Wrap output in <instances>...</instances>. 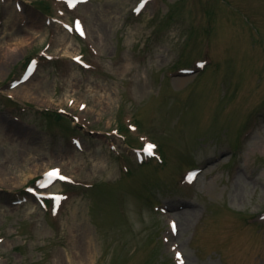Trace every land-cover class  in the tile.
<instances>
[{
	"label": "rangeland",
	"instance_id": "rangeland-1",
	"mask_svg": "<svg viewBox=\"0 0 264 264\" xmlns=\"http://www.w3.org/2000/svg\"><path fill=\"white\" fill-rule=\"evenodd\" d=\"M22 1L0 0V264H264V0ZM49 169L47 211L25 190Z\"/></svg>",
	"mask_w": 264,
	"mask_h": 264
},
{
	"label": "bare ground",
	"instance_id": "bare-ground-1",
	"mask_svg": "<svg viewBox=\"0 0 264 264\" xmlns=\"http://www.w3.org/2000/svg\"><path fill=\"white\" fill-rule=\"evenodd\" d=\"M30 41V38L29 37H26V39H24V40H22V41H20L19 43H17V44H12V45H9L8 47H7V49L5 50V51H7V53H5V56H8V55H15L16 56V54L15 53H17L18 52V50H19V48L21 47V45H23V44H25V43H27V42H29ZM41 168V167H40ZM40 174V171H39V168L38 167H35V169H33L31 172H30V179H35L38 175ZM30 179H27L26 180V184L27 183H29V180ZM25 184V185H26ZM177 215H178V213H177ZM176 215V213H170V214H168L167 215V217L169 218V219H171L172 217L173 218H175V216H177Z\"/></svg>",
	"mask_w": 264,
	"mask_h": 264
},
{
	"label": "snow or ice",
	"instance_id": "snow-or-ice-1",
	"mask_svg": "<svg viewBox=\"0 0 264 264\" xmlns=\"http://www.w3.org/2000/svg\"><path fill=\"white\" fill-rule=\"evenodd\" d=\"M146 3H147V0H141V3H140V5H139V7L136 9V11L139 12V11L144 7V5H145ZM154 147H155L154 145L149 144V145L147 146L146 151H148L149 154H151V150H152ZM49 176H59V170H53L52 173H49ZM173 228H175V225H173ZM177 256L180 258V264H185L182 254L179 253V252H177Z\"/></svg>",
	"mask_w": 264,
	"mask_h": 264
}]
</instances>
